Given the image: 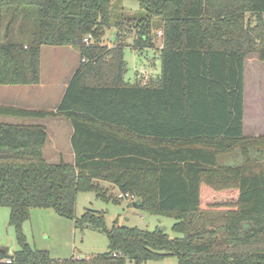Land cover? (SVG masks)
Here are the masks:
<instances>
[{
  "label": "trees",
  "instance_id": "obj_1",
  "mask_svg": "<svg viewBox=\"0 0 264 264\" xmlns=\"http://www.w3.org/2000/svg\"><path fill=\"white\" fill-rule=\"evenodd\" d=\"M136 1L139 10L121 19L112 17V0H0V86L39 84L43 46L79 53L55 111L0 105V116H63L74 153L72 164L48 163L43 126L0 123V208L9 209L20 248L12 255L0 249V261L264 264V161H257L264 137L242 133L244 62L256 55L264 63V0ZM111 26L118 33L108 47L100 39ZM131 31L129 45L123 35ZM158 31L157 79L129 85L124 48L152 49ZM236 151L242 164H219ZM100 182L134 194L137 209L172 218L179 236L117 224L108 230L93 211L77 219L79 192L112 198ZM46 208L106 233L107 251L55 260L30 247L22 224L30 210Z\"/></svg>",
  "mask_w": 264,
  "mask_h": 264
},
{
  "label": "rangeland",
  "instance_id": "obj_2",
  "mask_svg": "<svg viewBox=\"0 0 264 264\" xmlns=\"http://www.w3.org/2000/svg\"><path fill=\"white\" fill-rule=\"evenodd\" d=\"M112 17H125L127 14H133L139 10V4L136 0H112ZM159 32V31H158ZM156 33L159 37V33ZM118 29L111 26L104 30L100 39V44L113 45L116 40ZM161 34V33H160ZM125 37L126 43L131 45L133 32H128ZM155 41L156 46H160L159 38ZM51 48H44V61L50 64L48 68L44 66V77L52 74L56 80V90L60 88L61 83L65 80L69 68L75 64H79V55L67 54L65 47L56 48L60 54L54 58L49 57L47 51ZM72 53V54H71ZM124 60L126 62V73L124 81L129 85H133L139 80L140 74H147L144 79L145 84H150L156 80L154 77L159 72L160 61L152 49L143 51H134L129 46L124 48ZM246 69L244 74V105L246 109V124L244 138L264 137V63L258 56L248 57L246 59ZM53 66L54 72L49 69ZM144 84L143 80L139 81ZM13 89L12 91H8ZM25 86H0V104H9L13 102L18 92H24ZM11 94V95H10ZM57 92L53 91L51 97L42 100L43 105L39 111H47V108L56 110L60 104V99H55ZM23 98V97H21ZM55 108V109H54ZM50 111V110H49ZM64 118V117H63ZM29 118H15L9 116H0V123L7 124H30ZM44 150V149H43ZM255 161V156L251 157ZM264 161L258 158L257 161ZM219 164L222 165H238L242 164L239 151L232 152L229 155L220 156ZM67 163V162H66ZM100 187L111 194L110 200L97 198L95 193L79 192L76 199L75 216L80 219L86 211L100 213L104 219L106 229H111L114 224L135 227L140 230L154 231L164 230L170 237L175 238L179 235L172 231L174 220L168 217L152 216L145 213L132 203L117 200V189L110 184L100 182ZM114 189V190H113ZM9 209L0 208V249L7 250L8 255H12L18 251L19 245L16 242L14 228L9 224ZM209 226V223L205 224ZM21 231L25 237L27 244L38 250L48 252L50 258L55 260H64L69 258L87 259L97 254L107 251L106 233L91 229L88 225L75 227L71 220L62 218L56 214L51 208L32 209L29 218L22 224ZM131 264V263H127ZM145 264H177L174 257H169L160 261H148Z\"/></svg>",
  "mask_w": 264,
  "mask_h": 264
},
{
  "label": "crops",
  "instance_id": "obj_3",
  "mask_svg": "<svg viewBox=\"0 0 264 264\" xmlns=\"http://www.w3.org/2000/svg\"><path fill=\"white\" fill-rule=\"evenodd\" d=\"M160 33H159V37H157V35L156 37H157V40L159 38L161 45L156 46L154 44L152 48V50L155 51V54L157 55V58L159 59V61H160V51L162 49V37ZM106 45L108 47L112 46L110 44L109 45L106 44ZM44 48L45 46L40 48V81H39V84L33 85V86H25L30 89H26V91L24 92L19 91L18 95L16 96L15 100H13V102H9V104H4L3 106H12V107L22 108V109L38 110L40 109V106L43 105L42 100L48 99L49 97H51L53 94V91L58 93V96L55 95V99L62 100L65 90L67 88L68 82L70 81L75 71L78 69L79 64H75L74 66H72V68H69L66 71L67 76L65 80L61 83L60 88L56 90L55 89L56 80H54L52 74H49L46 77H44V66L48 68L51 64V62L47 64L44 61V51H43ZM50 48L51 49L47 51V54L49 55V57L54 58L60 54V51H57L56 49L58 47H50ZM65 52H67V54H70V52H73V54H76L77 52V54L79 55L78 51L71 47H65ZM252 56L255 57L256 55H250L248 57H252ZM246 59L244 62L243 81H244V74H245V69H246V65H245L247 61ZM49 71H51L52 73L54 72L53 66H51ZM159 71H160V68H159ZM158 74L159 72H157L156 76L154 77L155 79H157ZM10 90L12 91L13 89H9L8 91ZM243 102H244V92H243ZM49 110L54 111V110H51L50 108H47V111ZM28 120L31 121L30 124H13V125L43 126L45 128L46 133H47V141L44 146L43 155L48 163L56 164L60 160H63L64 162L71 163V164L74 162V153L71 147V137L73 134V128L67 119L63 118V116L58 115L56 117H45V118L28 119ZM245 124H246V109L244 105L243 125H242L243 134L245 132ZM114 189H117V188L114 187ZM117 190L119 192V189ZM132 206L136 207L134 202L132 203ZM77 259H80V258H77Z\"/></svg>",
  "mask_w": 264,
  "mask_h": 264
},
{
  "label": "built area",
  "instance_id": "obj_4",
  "mask_svg": "<svg viewBox=\"0 0 264 264\" xmlns=\"http://www.w3.org/2000/svg\"><path fill=\"white\" fill-rule=\"evenodd\" d=\"M92 41H93V40H92V36H91L90 34L87 35V36L83 39V43H84L85 45H89V44H91ZM146 76H147L146 73H145V74H141V75L139 76V80H140V81L143 80V82H144V79L146 78ZM144 84H145V82H144ZM116 198H117V200H119V201H125V202H128V203H133V202L136 201V198H135L134 194H132V193H128V192H122V191H119V192L117 193ZM0 262H1V263H5V264H10V263H11V260H10L9 258H7V259H3V260H1Z\"/></svg>",
  "mask_w": 264,
  "mask_h": 264
},
{
  "label": "water",
  "instance_id": "obj_5",
  "mask_svg": "<svg viewBox=\"0 0 264 264\" xmlns=\"http://www.w3.org/2000/svg\"><path fill=\"white\" fill-rule=\"evenodd\" d=\"M135 204V206H136V203H134Z\"/></svg>",
  "mask_w": 264,
  "mask_h": 264
}]
</instances>
